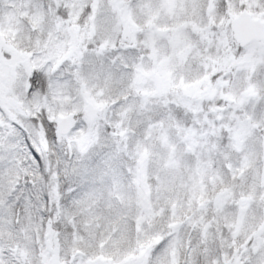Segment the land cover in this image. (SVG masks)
I'll return each instance as SVG.
<instances>
[{"label":"snow or ice","instance_id":"6c2138e0","mask_svg":"<svg viewBox=\"0 0 264 264\" xmlns=\"http://www.w3.org/2000/svg\"><path fill=\"white\" fill-rule=\"evenodd\" d=\"M0 264H264V0H0Z\"/></svg>","mask_w":264,"mask_h":264}]
</instances>
